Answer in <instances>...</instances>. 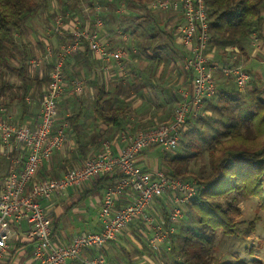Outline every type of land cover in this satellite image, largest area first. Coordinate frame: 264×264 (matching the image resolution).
<instances>
[{
  "label": "trees",
  "instance_id": "trees-1",
  "mask_svg": "<svg viewBox=\"0 0 264 264\" xmlns=\"http://www.w3.org/2000/svg\"><path fill=\"white\" fill-rule=\"evenodd\" d=\"M151 1H100L101 5L106 7L104 12L107 15L113 13L112 11L115 8H120L119 3H123L124 10L128 15H126L128 17L126 20H129L133 25V27L128 25L127 28L130 30L131 35H136V28L142 21H146L145 26H143L144 29L151 28L154 31L151 34L149 33L148 36V47L152 49V53L147 54L148 59L145 67L134 65L132 76L126 84L135 89L136 94L142 95V97H144L142 87H150L155 96L153 99L146 96L144 104L141 103L140 106L133 108L130 101L114 96L115 88L110 90L109 87L105 88L103 80L101 82H98L97 79L94 80L95 91L90 117L94 123V129L99 124L105 126L102 133L97 137L100 142L117 133L128 132L134 134L140 130L156 127L157 123L153 119L161 124L167 123L179 103L180 90L177 91L174 84H167V81L163 79L166 71L164 72L162 68L171 59L166 58L167 61H165L160 50L167 53V55H172L171 58L174 61L179 57L181 46L174 42L172 35L174 25L170 32L165 30V23L161 20L159 22L154 15L155 11L149 7ZM48 2L49 0H0V101L5 109L13 102L19 105L20 120L18 119L16 122H20L29 113V102L25 98L30 86L36 82V98L39 99L48 81V71L50 70L48 65L47 73L45 72L40 80L36 81V78L31 75V68L28 63L31 52L28 43L22 41L23 26L44 10ZM58 2L62 3L61 9L55 7L53 10L55 13L49 11L50 16L54 17L59 13L63 15V20L65 16L70 20L75 16V11L77 13V11L81 12L82 10L79 0H58ZM86 2L87 7L92 10V17L89 16V20L92 21V18L102 16L104 24L108 26L107 15L102 14L99 16L94 11L95 3L98 2L96 0H86ZM204 4L208 15L209 50L211 47L215 51V61L224 64L237 63L239 58L237 54L246 58V49L251 34L255 32L259 38L264 28V0H204ZM63 22L67 23L68 21ZM51 33L58 34L61 44L71 37L68 28L63 30V34L54 30ZM162 35L166 40L165 43L160 45L159 37H162ZM125 44L131 49L127 51V54L134 49L131 45L136 49H142V51H146L144 49L148 48L142 45L139 46L138 42L134 44L133 40L129 44L124 40L122 45L125 46ZM230 47H236L238 51L230 50ZM209 50L210 61L213 62L214 56H211ZM90 55L91 53L86 44H83L80 51L68 56L75 57L76 62L83 63L87 68L86 63L92 56ZM13 59H16L17 66L11 64ZM185 72L189 75L190 83L191 74ZM218 74L221 75L220 73L216 74V81H218ZM96 77L97 74L94 78ZM225 78L222 83L217 82L216 92L218 91L219 102L223 101L226 104L219 106L215 103L217 101H212L213 98L206 99L203 102L202 111L208 114L205 113L186 121V125L196 129L199 141L196 140L197 143L189 142L191 146L196 144L195 150L190 156H199L202 152H206L209 159L208 172L195 174L174 166V162L179 163L182 156L173 155L168 157L170 151L162 149L164 155L159 160V169L167 170L166 173L172 177L193 179L201 188L185 206L190 225L187 227L180 226L179 231L170 234L167 239L160 243L164 247L159 244L155 250L150 251L153 254L152 256H155L158 264H247L241 259H235L231 262L218 260L214 263L215 249L213 242L218 230L224 236H232L236 233L238 226L244 222L240 219L239 199L258 197L259 207H264V199L262 198V192H264V89L253 88L248 96V107L241 111L238 97L240 91L234 82L231 84L232 87L226 86L228 77ZM151 102H154L153 105H151ZM150 107L154 109L151 111L149 119L138 123L132 128L127 126L131 116H137ZM159 110L162 111L157 115ZM4 115L6 116V112H4ZM204 117L209 118L211 122H206L207 129L205 132L200 133L197 124ZM83 118L84 116L79 107L78 111L62 119L68 122L69 131H74L77 136L84 137V130L88 128V124ZM194 120H196V124L193 123ZM202 124L204 123L202 122ZM99 131L100 129H98ZM181 137L178 142H180ZM1 163L2 161H0V180L7 173L6 171L4 174ZM43 166V164L40 166L41 170L38 169L36 179L58 177L56 170L48 172ZM117 179L118 175H100L94 188L102 187L105 189L114 185ZM167 197L171 204L169 196ZM154 202L157 205L160 203L163 219L166 222L168 219L166 208L168 202L158 199ZM249 224L251 226L252 222ZM135 238H139V235H136ZM124 250L127 252L125 247ZM94 251L105 257L108 262L109 257L107 258L104 249ZM126 252L122 253L123 264H133L130 256H128L129 253ZM146 264L151 263L148 261ZM249 264L263 263L260 259H254Z\"/></svg>",
  "mask_w": 264,
  "mask_h": 264
},
{
  "label": "built area",
  "instance_id": "built-area-1",
  "mask_svg": "<svg viewBox=\"0 0 264 264\" xmlns=\"http://www.w3.org/2000/svg\"><path fill=\"white\" fill-rule=\"evenodd\" d=\"M79 3L85 11L89 9L86 0H79ZM149 7L155 12L170 11L177 15L172 35L182 48V69L191 74L190 83L180 90L179 103L167 123L105 139L98 152L62 175L35 178L40 166L54 151L61 149L66 140L68 122L57 118L59 98L64 93L79 95L83 90L81 80L67 84L65 58L86 44L92 57L106 72L114 63L121 64L127 55L125 46L109 47L100 39L103 27L100 17L90 21L89 16H73L64 23L63 15L59 13L54 18L53 30L63 34L68 28L71 37L64 40L55 52L48 51L42 59L32 61L37 65L46 60L50 66L47 84L39 98L36 123L13 122L3 116L5 110L0 107V154L11 160V166L0 182V264L9 249L10 224L23 220L28 224L25 236L32 244L31 255L36 264H66L84 250L104 249L134 220L140 219L148 226L151 235L147 246L151 250L176 232L183 208L201 187L193 179L172 177L160 169L149 171L139 164L137 157L155 147L166 151L176 147L186 121L204 115L203 102L216 96L217 73L232 79L239 91L249 87L250 75L241 64L210 61L204 0H152ZM120 9H125L123 3ZM120 38L125 40L127 37L123 34ZM25 99L29 102L28 96ZM18 163H21L20 168ZM103 174L118 175V179L103 191L98 210L99 230L76 234L67 244H56L52 239L51 220L40 204L41 200ZM127 191L133 194L131 201L116 208V200ZM165 196L171 200L168 219L166 222L162 218L156 221L149 209L156 199ZM85 264L108 263L105 257L97 254L86 259Z\"/></svg>",
  "mask_w": 264,
  "mask_h": 264
},
{
  "label": "rangeland",
  "instance_id": "rangeland-1",
  "mask_svg": "<svg viewBox=\"0 0 264 264\" xmlns=\"http://www.w3.org/2000/svg\"><path fill=\"white\" fill-rule=\"evenodd\" d=\"M119 5H121L119 3ZM56 8L62 7V3H59L58 0H52L47 3L46 8L42 10L38 15L30 19L24 26H23V37L22 41H26L29 45V49L31 52V55L29 57L28 63L29 67L31 68V75L36 78V81L40 80L45 72L47 73V66L44 61H42L40 64L33 65L32 61L33 59L36 58H43V56L48 52L51 51L52 53L57 50V48L60 46L61 41L59 39L58 34L54 35L51 32L53 31V25H54V17L50 16V12H53V10ZM105 7V6H104ZM117 7V6H116ZM61 9V8H60ZM90 10L87 9V11L81 10L77 11L76 15L78 16H83L85 17L84 13L89 12ZM113 13H110V15H107V20H108V26L110 28L114 29L113 34L114 35H127V38L125 41L129 44L132 40L133 43L135 44L138 42L139 46H144L148 47V36L154 32L151 28H146L144 29L143 26H145L146 21H142L141 24H138L136 28V35H131L130 30H128V25L129 27H133L132 23L129 22V20H126V15L127 12L126 10H121L119 7L115 8ZM55 13V12H53ZM83 14V15H82ZM155 17L157 20L160 22L165 23V30L170 32L172 30L173 25H175L176 19L174 15L156 11L154 13ZM128 16V15H127ZM102 19V24H104L102 16H100ZM68 17L65 16L64 20L65 22L68 21ZM164 20V21H163ZM69 22V21H68ZM126 22V23H125ZM106 26V25H105ZM107 26V27H108ZM150 33V34H149ZM264 34V33H263ZM261 33V37H257V33H252L249 42H248V47L246 49V58L245 56H242L240 54L238 55V60L237 64H241L244 66L248 74L250 75V82L248 83L246 89L243 91H240L239 97V109L241 111L249 105L248 101V96L250 95V92L253 88L258 87L260 89H264V41L262 40V36H264ZM117 40H121V38H116ZM165 37L162 35V37H159V44L161 45L162 43H165ZM111 42V41H110ZM116 42V41H115ZM114 42L109 45L110 47H113ZM122 45V44H121ZM127 47V51H130L131 49L128 47V45L125 44ZM132 48H134L131 45ZM180 47V46H179ZM139 49V48H137ZM132 51L131 53H128L125 57L127 60H123L121 64H116L114 63L115 67L111 69L112 67L108 68L106 72L108 73L109 78H104L105 71L101 69V67L96 64L91 70L88 68H85L84 64L78 63L75 61V57L73 56H68L65 58V67H64V73L66 76V81L69 84L70 81L73 80H81L83 84V90L81 94L79 95H69L66 96V98H60L57 103V115L59 116V119L66 117L67 114L71 115L72 113H75L78 111L79 107L82 111V114L84 116L83 119L87 122H91V117H90V110L91 106L93 103V97H94V91H95V83L94 80L97 79L98 82H101L103 80L105 84V88L109 87L110 90H114V96H117L118 98H123L124 100H128L131 103L137 102V99L139 100L140 104L145 103V97H151L153 99L154 93L152 92V89L150 87H142V91L144 92V97L142 95H138L135 92V89L131 88L126 84L127 80L132 76V67L134 65L139 66L144 68L146 63H147V54L152 53L151 48H145L142 51V49ZM137 50V51H136ZM180 51L182 52V48L180 47ZM234 51V50H233ZM160 52L163 55L164 60L166 58H170V61L172 60V55H167V53H163L161 50ZM180 52V53H181ZM209 53L213 57L215 55V51L210 47ZM238 53V52H237ZM240 55V56H239ZM256 58H252V57ZM259 59H263V62H260ZM88 59V58H87ZM216 58L214 56L213 62L217 63ZM136 61V62H134ZM167 61V60H165ZM165 64L162 68V70L167 72V70L174 71L175 74H177L181 68V59L180 57L174 59V64L171 69H168L170 67L169 62ZM11 64L13 66H17V61L16 59L11 60ZM179 63V64H178ZM95 63L92 64V66ZM162 67V66H161ZM251 69V71H250ZM49 72V71H48ZM93 77L97 74L96 78ZM222 75V74H221ZM217 75L218 83H222L225 81V77ZM11 77V75H10ZM93 78V80H90ZM220 80V82H219ZM233 81L230 78H227V85L232 87ZM117 88H116V86ZM36 82L30 86L29 91L27 93V96L29 98V113L31 114L32 117H35V114L39 110V99L36 98ZM141 90V89H139ZM140 91V92H142ZM231 91V89H230ZM229 93V92H228ZM264 97V93H263ZM79 98H81L79 100ZM137 98V99H136ZM218 99V100H217ZM219 95L218 91L216 92V96L213 98V102L217 103L219 106L220 105H225L223 101L219 102ZM154 101V100H153ZM117 102V101H116ZM154 102H151V105H153ZM140 104L138 106H140ZM149 106V105H148ZM0 107H4L3 104H1L0 101ZM151 108V107H150ZM152 109V108H151ZM154 109V108H153ZM152 109V110H153ZM174 109V108H173ZM238 108L236 109V111ZM6 116L10 117V120L13 122L18 121L20 117V108L19 105L13 102L12 105L8 106L5 109ZM206 113V112H205ZM214 116V115H212ZM20 120V119H19ZM26 120L25 117L21 121ZM20 121V122H21ZM195 121V122H194ZM193 123L196 124V120H194ZM86 122V123H87ZM202 122L204 124H202ZM206 122H211L209 118L204 117L202 121L197 124L199 127V132L203 133L207 129ZM88 124V123H87ZM131 128V127H130ZM209 128V127H208ZM182 135V137H181ZM181 140L178 142L175 148H173L169 152V156L171 157L173 155L179 156L182 158V160L177 163L174 162V166L180 167L182 169H186L188 172H192L195 174H205L208 172L209 168V159L208 155L206 152H202L199 156H190L194 150L195 146L190 145L189 142H196L198 141L197 137L198 134H196V129H193L189 125H186L183 133L180 134ZM199 142V141H198ZM197 143V142H196ZM149 155H153V158H157L160 160L164 153L162 152L161 148H152L147 151ZM162 171L167 172L165 169H160ZM262 198L264 199V192H262ZM259 198L258 197H243L239 199L238 206L241 210V217L240 219L243 220L244 222L240 224L236 230V233L233 234L232 236H224L220 230L217 231V234L214 239V257L215 261L214 263L218 260H227V261H234L235 259H241L243 262L249 264L251 261L254 259H260L262 263L264 264V207L260 208L259 207ZM186 207L183 208V213L181 218L176 224V231H179L180 226L187 227L190 225V219H187L186 215ZM160 210L157 212V216H160ZM157 220L159 218L157 217ZM250 222H252V225L250 226ZM141 234V233H140ZM139 238H136L135 240L143 245V234ZM125 243V241H123ZM128 244H125L126 247H128L131 250L134 251L133 245L135 244V241L131 240L128 241ZM164 247V245H161ZM142 251L144 252V256L147 259H144L140 255V258L136 259L138 256L133 255V253L128 252L129 256L134 259V261L139 262H144L145 264L148 263V260L152 261L153 264H158L156 262L155 256H152L150 251L151 249H148L146 247V250L142 248ZM150 254V255H149ZM152 258V259H150ZM143 263V264H144Z\"/></svg>",
  "mask_w": 264,
  "mask_h": 264
},
{
  "label": "crops",
  "instance_id": "crops-1",
  "mask_svg": "<svg viewBox=\"0 0 264 264\" xmlns=\"http://www.w3.org/2000/svg\"><path fill=\"white\" fill-rule=\"evenodd\" d=\"M96 1L98 3H95L94 11L97 12L99 16L102 14L106 16L104 12L106 7L101 5V2L103 0H96ZM82 10L84 9L82 8ZM89 10H90L89 12L84 13L85 17L91 16L92 10L91 9ZM166 12L168 14H172L176 16L175 17L176 22L178 21V17L175 13L170 12V11H163V13H166ZM74 14H75V17H80L76 15V11L74 12ZM81 17H84V15ZM113 30L114 29L110 28V26L108 27L105 26V24H103V27L100 30V39L103 42H106L108 46L111 45L113 42H114L113 46H115L118 44H122V42L124 41L122 38H121L122 41L117 40L116 38H120V36L114 35ZM261 33L262 34L264 33V28L262 29ZM262 38H263L262 40L264 41V36H262ZM135 49L136 48L134 47L132 51H135ZM229 49L238 51L236 47H230ZM179 57H180V54H179ZM252 58H256V57L253 56ZM257 60H259L260 62H263V59L257 58ZM43 61L44 63H46V66L47 65L49 66L46 60H43ZM93 63L95 64L92 66ZM96 63L98 62L91 56L86 63L87 68L91 70L96 65ZM173 64L174 62L170 61L169 62L170 67L168 69H171ZM114 67L115 65L111 69H113ZM93 75L94 74H92V77ZM93 78H91L90 80H93ZM104 78H108V73L105 72ZM163 79L167 81V84H174L175 86L174 88L177 91L186 88L185 86L189 84V75L182 69V66L177 74H175L173 70L172 71L167 70V72H165ZM66 96H69V94L64 93L62 94L60 98H66ZM139 104L140 102L137 99V102L131 103V106L135 108ZM152 109L147 108L143 113L137 116H131L127 126L132 128L136 126L138 123L149 119ZM161 111L162 110L157 111V115H159ZM66 116H69V114H67ZM25 118L26 120L21 121V122H27L31 125H34L38 119V112L35 114V117H32L31 114L28 113V115H25ZM57 118H59L58 115H57ZM153 121L157 123L156 126L158 124H161L155 121V119H153ZM87 123H88V128L84 130V134H85L84 137L77 136L74 131H69V130L67 131V136H66V140H65L63 147L59 150L54 151L51 157L43 163L44 165L43 167L46 170H48V172H53V170H56L57 175L60 176L67 169L78 166L85 159L91 157L96 152H98V150L100 149L101 142L105 139H103L100 142L97 140V137L99 136L100 133H102V130L105 128V126L99 124V125H96V129H94V123L92 121L87 122ZM98 129H100L99 132H98ZM117 135L118 133L106 139H114L116 138ZM148 150L143 151L137 157L139 164H141L145 169L149 171L159 169L158 167L159 160L157 158H153L152 157L153 155H149L147 153ZM0 161H2L1 166L4 169L3 171L5 174L8 168L11 166L10 157L8 158L0 154ZM17 167L20 168L21 163H18ZM39 169L41 170L42 168L40 167ZM99 177L100 175L94 176L92 179L84 182L83 184L79 186L69 187L63 192L54 193L50 197L41 200L40 204L42 205L48 218L51 220L52 235H53L52 239L56 244H67L70 242L72 237L76 234L87 232V231L99 230L101 223H100L99 216H98V210L101 204V199H102V195L104 191V188L102 187L94 188V185L97 183V178ZM132 195L133 194L130 191H127L126 193L121 195L116 200V208L121 207L122 205L131 201ZM167 198L168 197L165 196L163 198H159L158 200L163 201V202H168L166 205L167 212H168L170 204ZM159 210H160L161 215L157 216V212ZM149 212L151 213V215L156 221H157V217L159 218L158 221H161V218L163 219V214L161 212L160 203L157 205V203L154 202V204L150 207ZM27 230H28V224L24 220L19 221L17 223L10 224L9 238H8L9 249L7 250L6 255L4 259L2 260L1 264H36V262L34 261L31 255L32 244L30 241H28V239L25 236ZM139 234L140 236H142L143 234V241H144L142 242L144 243L143 245L139 244L135 240L136 235H139ZM150 235H151V232L148 230V226L145 225L142 220L139 219V220L132 221L123 229V231L117 236L115 240L109 242L107 246L104 248V250L106 251L107 258L109 257L107 263L108 264H123L122 253L126 252L124 250V247L127 249V252H126L127 254L129 251L133 253V255L138 256L137 258L134 257V259L130 257V259L133 261V264H138V261H134V260L140 258V255L144 257V259H147L143 254L144 252L142 251V248L146 250V247H148L147 240L150 237ZM131 240L135 241V244L133 245L134 251L133 250L130 251V249L126 247L125 245V244H128L129 243L128 241H131ZM123 241H125V243ZM97 254L99 253L94 250H84L76 258L68 260L66 264H85L86 259L94 255H97ZM148 261L149 263L153 264L152 261L150 260ZM139 264H143V262H139Z\"/></svg>",
  "mask_w": 264,
  "mask_h": 264
}]
</instances>
